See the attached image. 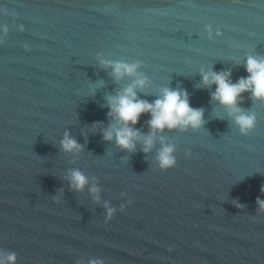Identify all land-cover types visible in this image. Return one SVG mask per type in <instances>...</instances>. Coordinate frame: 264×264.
<instances>
[{
	"label": "water",
	"instance_id": "water-1",
	"mask_svg": "<svg viewBox=\"0 0 264 264\" xmlns=\"http://www.w3.org/2000/svg\"><path fill=\"white\" fill-rule=\"evenodd\" d=\"M248 56L264 57V0H0V254L264 264V98L246 90L234 111L202 83L209 70L246 77ZM115 63L136 70L117 77ZM138 78L148 102L186 91L202 123L154 130L144 112L133 149L105 139L107 98ZM241 112L254 116L243 131ZM66 134L80 147L65 150Z\"/></svg>",
	"mask_w": 264,
	"mask_h": 264
},
{
	"label": "clouds",
	"instance_id": "clouds-1",
	"mask_svg": "<svg viewBox=\"0 0 264 264\" xmlns=\"http://www.w3.org/2000/svg\"><path fill=\"white\" fill-rule=\"evenodd\" d=\"M245 69L248 75L240 78L235 83L229 79V72L211 70L202 73V83L204 85L214 83L216 88L211 94L212 97L230 109L239 111L235 106L240 93L250 90L254 97L264 98V57L248 56L245 61ZM135 70V64L115 63L113 65V71L117 77L122 74H132ZM144 82L143 79L138 78L121 93L107 98L109 115L114 117L116 123L104 130L105 139L110 140L115 136L118 145L133 149L135 141L141 137L139 130L132 127V125L137 123L139 116L144 112L151 114L148 123L154 130L186 125L195 127L202 123V110L190 106L188 94L182 89L163 88L161 89V95L153 102L137 98L135 87L142 86ZM235 119L242 131L253 126L254 116L252 115L241 112L235 116ZM143 143L145 145L144 151H148L152 144V136L149 135L143 138ZM61 144L65 150L80 147L77 141L67 134ZM172 151L171 146H164L159 152V159L163 166L173 163V158L170 155ZM71 179L76 188H82L86 183V177L78 170L71 173ZM259 203L264 207V201H259ZM112 211V209H109V215ZM15 259L14 253L0 254V264H14ZM89 264H102V261L92 260Z\"/></svg>",
	"mask_w": 264,
	"mask_h": 264
}]
</instances>
